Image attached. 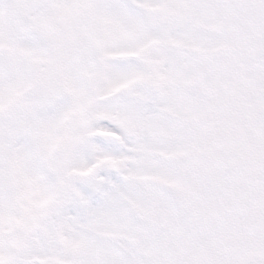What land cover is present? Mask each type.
I'll use <instances>...</instances> for the list:
<instances>
[{"label":"rangeland","instance_id":"rangeland-1","mask_svg":"<svg viewBox=\"0 0 264 264\" xmlns=\"http://www.w3.org/2000/svg\"><path fill=\"white\" fill-rule=\"evenodd\" d=\"M58 1L59 0H56L54 5L52 6V9L54 10H52L53 12L50 11L51 15L55 13V10H61L62 13L65 15L67 11L69 12L70 8L72 7L71 5H73L74 3L76 4L75 5L76 7L79 6L78 10H81V6L86 5L87 14L90 15L91 13L89 10V5L85 3L87 0H64V2L63 0H60L59 3ZM143 1L146 2L148 5L154 4V3H149L148 0H143ZM26 11L28 13H31L29 7L26 9ZM97 14L102 15L101 18L103 19V21L105 20L109 24V26L114 28V32L112 33V36H108L109 35L108 29L103 30V28L100 27L99 29L96 30L97 28L96 24L94 25L93 23H90L86 20H85L86 23L82 25L72 24V17L68 15V18H67L68 22L67 23L65 22L64 29L69 28L71 31H74V32L76 29H78L82 31L83 33L82 36L84 38L79 43V49H77L76 51L77 52L76 57L82 55L84 58V61L83 62L79 61L77 63V66L72 69V72H75V73H68L66 80H64L62 84L65 86L67 91L69 93L71 92V94L73 95V101L71 100L69 104L62 105L60 109L57 111V113L54 116H51L49 119L41 118V119H38L39 120L38 122H34L33 124H31L32 132L39 139V150L41 154L43 152H46L50 147V143L52 142V139L54 137L53 135L54 127H55L54 123L60 117V112H62V114L67 116V119H69V123L73 119L80 125L82 124L81 122L85 119V114L82 113V107L84 105L83 103L89 97L88 87H90L91 84H88L87 85L88 87H86L80 82L78 83V79H79L78 76L82 71L86 70L87 67L90 65L89 64L90 54H88L89 53L88 52L89 42L93 44H104V43H105L104 45L107 44V47L102 51L103 55L111 54V53L112 54H116V53L124 54L126 52H133L137 46H141L144 44L143 40H145L148 37H151V33L148 30H143L141 27V24H139L136 20H133L132 18L127 17L125 13H122L121 10H114L110 12L100 11L98 13L92 14L91 19H95ZM3 16H4L3 10L2 11L0 10V28H1V25L3 24V20H4ZM46 18L49 19V14L46 16ZM182 23L183 21L179 22L177 25L182 27L184 25ZM71 24L72 26H70ZM88 26L92 27L93 33L91 34L89 32L90 35L86 34V36H84L85 30L88 29ZM80 31L76 33H80ZM181 32L182 31L178 29L174 37L178 38L179 40H182ZM4 38H5V35L2 36V33L0 32V44L5 43ZM30 56L41 57L43 59L48 58V56L38 48L37 49L32 48L30 51H27L28 60L31 58ZM20 66H22L23 69H25L24 66H26V64L22 63V65H19L17 67L18 68L17 70H19ZM46 70L47 69L45 68L42 70L41 76H43V80H45L44 77L46 76L48 77L49 75V72H46ZM170 71H171V68L168 67L166 76L169 75ZM108 73L109 74L107 77V82L104 87V90H105L104 92L112 91L118 88V86H125L128 80H131L139 75L143 76L145 74L140 69L135 68V67L124 68V69L118 68V67L117 68L110 67L108 70ZM28 74H29V71L22 72V70H20L19 73L16 74V76H14L13 78L9 77V81L0 85V100L3 99L0 102V104L5 103L10 99L9 96H10V91L12 89L11 88L12 86L15 87V90L13 93H14V96H16L20 92L21 87H24L29 83L30 78L28 79L27 77ZM52 85H53L52 83H49L48 85V82H47L48 93L54 89V86ZM38 99L39 98H34L33 100L38 101ZM166 103H163V105L175 107V105L177 104V99L173 95L168 97V94H167ZM181 108L185 109L184 107H181ZM67 110H71L70 116L67 114L68 112ZM136 112L137 111L135 107H133L131 111L129 112L126 111L122 103L119 106L113 105V104L100 105V107L94 112L95 115H93L92 118L95 119L101 115L111 117L113 119V122H115L116 126L120 127V125L126 122V119L129 120L132 117H134L132 119V121H134V125L139 124L142 128L141 129L142 132L145 133L147 137L152 130L156 134L154 138L150 137L149 139L146 140L145 143L143 142L142 146L144 145L148 149L150 144H152L154 146L156 145V148L158 149H161V148L164 149L165 145L163 143V140L159 137V135L162 133V131H166L167 129L165 127H162L160 123L156 125L155 120L150 116L149 118H146V119H139V120L136 119L135 118L136 116H134ZM66 122H68V120ZM6 125H9V127H6V130L9 132H5V134L1 136L2 152H3V149L5 150L6 148L5 144H6L7 136L13 129V127H10V124H4V126ZM91 129L92 128L90 127L89 129H86L84 132L88 133ZM42 139L44 141L41 143ZM145 147H143L144 150H145ZM87 149H88L86 151L87 154L83 150L81 152H78L77 159H76L77 160L76 165L79 168H87L89 163H91L94 160L102 161L103 159L114 158L115 160L119 161L122 155L123 157L125 156L124 154L117 155L116 153H114V151L101 150L96 145H93V146L91 145V147H88ZM145 154H146V150H145ZM131 156L136 160L137 164L131 167H127V170L129 172L136 173L137 175L152 173L161 178H164L166 181H169V182L173 181L175 185L180 184L181 180L179 181L180 178H178L179 177L178 171L172 173L167 168L165 170V168L162 166H159L156 169L152 165L151 166L144 165V161L142 160V158L145 155H141V157L140 155L138 156L131 155ZM32 160H33V157L30 154L29 146L24 144L22 141L17 154L13 158V168H16L18 166V169L23 171L22 174H24L25 171L26 173L30 174L32 173V170H30L29 167L30 166L34 167L33 165L30 164ZM27 184H30V182L24 181L23 183H21L23 187V192L25 191L26 188L29 189ZM41 184L36 182V185L39 188L38 193H36L37 195L32 194L31 190L29 189L30 196H28V198L31 201L29 200L25 201L26 203L30 204L29 212L26 213V220H25L27 221V223H30V224L36 225V222H37L36 218L39 216L38 213L42 210L44 206L43 201L45 200V197H47L48 195L49 197H51L52 195L50 192H47V189L45 187L43 188V185ZM124 190L127 191L126 189ZM35 197L38 198L39 200L34 203L32 202V200L35 199ZM112 198L114 197L112 196ZM108 199H109V196L105 199L104 203L94 207L93 216H92V219H90L92 221L93 226H96L100 231H104V232L115 230L117 228L119 231H122L124 234L130 235V231H128V229L126 228L122 229V227H124V223L119 222L121 223V226H119V228L118 227L112 228L110 226H105L106 214L108 213L114 214V212H116L115 206L114 207L110 206ZM5 203H6V199L2 201L0 198V223L7 225L6 223L9 218V215H7L8 203L6 204ZM25 206L27 205L25 204L24 206H21V209H23ZM143 208L140 207V209H143ZM76 225H77L76 223L72 225L69 224V226L73 228V230L76 227ZM27 228L24 227L23 231H27ZM37 235H40V234H37ZM37 235H35L34 239H38ZM75 235L76 233L72 234L71 237L69 236L70 237L69 243L70 245L79 244V246L82 248V254L81 256L78 257L77 264H90V263H93V264H130L129 261L125 262L123 258H120L118 255H115L112 252L113 251L112 249L105 247L100 242H97V241L89 242L87 240H84L86 236L83 233L81 232L79 233L80 238H74ZM13 243L16 244L17 246L19 245L16 242H13ZM13 243L11 244L13 246L10 247V245H8L7 243V240H5L0 235V260L2 262H6L7 260H9L10 257L14 255L15 249L13 247L15 245ZM38 255H45V253L39 252V251L36 252L35 248H33V251L30 250V248L28 249L26 248V250L23 252V258L25 259H28L34 256L37 257ZM68 259H69L68 252H66L65 256L60 257L59 264H67Z\"/></svg>","mask_w":264,"mask_h":264}]
</instances>
